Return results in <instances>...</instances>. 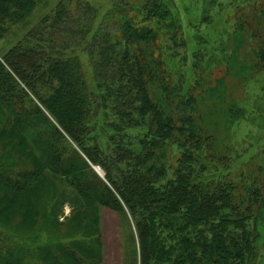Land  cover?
Listing matches in <instances>:
<instances>
[{"label": "trees", "instance_id": "trees-1", "mask_svg": "<svg viewBox=\"0 0 264 264\" xmlns=\"http://www.w3.org/2000/svg\"><path fill=\"white\" fill-rule=\"evenodd\" d=\"M201 1L190 37L175 0H59L2 53L0 225L20 220L0 264L101 263L100 207L123 216L124 264L262 263L264 0ZM37 3L0 0V39ZM239 61L251 102L219 89Z\"/></svg>", "mask_w": 264, "mask_h": 264}, {"label": "rangeland", "instance_id": "rangeland-1", "mask_svg": "<svg viewBox=\"0 0 264 264\" xmlns=\"http://www.w3.org/2000/svg\"><path fill=\"white\" fill-rule=\"evenodd\" d=\"M59 0H38L37 6L32 11V13L27 16L23 21L13 25V27L10 29V31L5 35L4 38L0 39V57L2 53H5L11 46L16 44L18 40H20L25 33L33 26L39 23L41 18L51 13L52 9L54 8L55 4ZM92 3V5L97 6L101 9L100 13L104 14L106 9L114 5V0H88ZM179 5L180 10V17L182 19V22L184 24L185 30L188 33V35L191 37V35H194V29L193 25L195 22H197L198 19H200V14L203 13L202 11L205 9L203 3L201 0H175ZM242 13H245L246 10L250 9V6H243L241 7ZM245 10V11H244ZM101 17V15H100ZM191 23V25H190ZM190 25V26H189ZM218 31H220L218 29ZM228 40V37L227 39ZM227 45V44H226ZM231 48V47H230ZM246 49V42H244V45H242V48L237 51L239 58L242 56L243 52ZM79 53V52H78ZM83 60L85 62V66L87 67L88 72H91V67L88 63L87 55H82ZM220 58V57H219ZM226 61V59H225ZM217 63L221 67H227L226 64L223 63L222 60H217ZM240 65L237 69V72H230V77L226 78V86L219 88L221 90L222 95L226 94L229 95L233 99V101L240 100L244 101L246 103L250 97L251 93L255 94L257 93V89L252 90V83H245L242 82V78L244 77V68L241 65V61H239ZM244 73V74H241ZM249 76H246L247 82H251L253 80H248ZM231 81V82H230ZM226 88V89H225ZM252 90V92H251ZM251 102V100H249ZM204 115L208 114V120H210V123L219 126L221 125L223 128L218 129V133H223L225 130V119L224 115L220 113V109L207 106L204 110ZM213 113V114H212ZM209 114H212L209 116ZM221 114V116H220ZM255 126L248 123H242L240 127L238 128L237 135L242 136L244 134H247L248 132L254 130ZM231 130V127H227L225 130V135L229 134ZM1 147V144H0ZM97 166V165H94ZM101 167V166H100ZM95 169V168H94ZM103 170V169H102ZM95 171L99 174V172L95 169ZM104 171V170H103ZM105 174V171H104ZM100 175V174H99ZM104 177V176H102ZM62 210L59 212V220L64 221L63 225L60 227L59 232L65 231L67 229V219L72 214L73 206L66 202L64 204V207L61 208ZM90 211H86L85 213L89 214ZM87 214V215H88ZM20 219H15L14 221L8 223L5 226H1L4 228L5 233L8 232H14V227H18V224ZM66 221V222H65ZM123 216L119 215L117 212L105 208L100 207L99 209V222L97 224V231H96V237H99V243H101V253H103L102 261L99 264H124V254H125V225L123 222ZM0 223H2L0 221ZM3 224V223H2ZM21 226V225H20ZM20 228V227H19ZM260 229L263 235L262 240L264 241V221H261ZM37 229H31L30 231H36ZM39 232L41 244L43 241L47 238V233L45 231H37ZM19 233L25 234V230H19ZM97 243V242H96ZM263 247V246H262ZM262 263L264 264V254L261 259Z\"/></svg>", "mask_w": 264, "mask_h": 264}, {"label": "water", "instance_id": "water-1", "mask_svg": "<svg viewBox=\"0 0 264 264\" xmlns=\"http://www.w3.org/2000/svg\"><path fill=\"white\" fill-rule=\"evenodd\" d=\"M94 168L99 172L101 176H104V171L102 170L100 166L97 165V166H94Z\"/></svg>", "mask_w": 264, "mask_h": 264}]
</instances>
